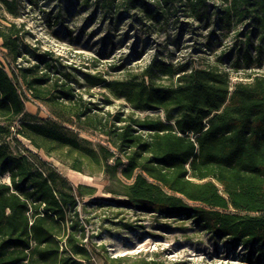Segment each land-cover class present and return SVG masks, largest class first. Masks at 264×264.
<instances>
[{
    "label": "trees",
    "instance_id": "1",
    "mask_svg": "<svg viewBox=\"0 0 264 264\" xmlns=\"http://www.w3.org/2000/svg\"><path fill=\"white\" fill-rule=\"evenodd\" d=\"M0 1L16 15L15 0ZM221 2L220 17L226 22L233 17L252 20L236 67L260 64L264 0ZM92 3L100 6L103 16L110 13L119 19L126 13L133 20L132 11H138L139 20L158 21L178 6L189 16L201 17L208 0ZM17 33L14 23L0 24L2 46L13 61L21 55ZM256 38L257 44L252 40ZM15 67L10 75L0 64V122L24 113L22 86L25 96L45 99L67 117L98 130L112 149L89 147L50 120L24 118L17 131L34 147L50 152L63 146L93 159L101 172L121 185L115 192L121 197L109 200L115 205L191 220L230 247H241L246 261L264 264V74H249L250 80L237 81L230 89L226 70L156 58L143 69L141 78L107 79L100 73L82 72L87 87L102 86L133 108L178 112L172 120H163L91 113L68 74L44 55L28 66ZM156 75L171 82H153ZM9 127L0 124V132H10ZM4 173L10 182L0 180V264L90 261L96 246L83 240L84 223L76 206L93 193V187H73L54 169L34 166L24 154H13L0 142V175ZM106 257L103 264L122 259Z\"/></svg>",
    "mask_w": 264,
    "mask_h": 264
},
{
    "label": "rangeland",
    "instance_id": "2",
    "mask_svg": "<svg viewBox=\"0 0 264 264\" xmlns=\"http://www.w3.org/2000/svg\"><path fill=\"white\" fill-rule=\"evenodd\" d=\"M92 2L15 0L16 15H12L0 1V24H15L21 52L13 61L0 38V64L11 75L15 66H28L44 55L68 74L75 93L82 96L91 113L111 118L117 113L163 120H172L178 112L133 108L102 86L87 87L82 72L100 73L107 79L141 78L143 69L156 58L174 64L187 62L192 67L226 70L230 89L237 81L250 80L249 74H264V56L260 64L236 67L235 60L246 45L245 37L252 20L237 21L233 17L228 23L221 19V0H208L201 17L189 16L184 7L178 6L176 11L168 10L158 21L139 20L138 11H132L133 20L126 13L119 19L110 13L103 16L100 6ZM252 40L257 44L259 39ZM250 50L253 54L251 46ZM151 80L162 84L171 82L164 75L153 76ZM19 89L25 98L24 113L10 122H0L10 126V132H0V142H4L11 153L24 154L34 166L42 168L43 164L54 169L73 187L83 184L94 189L76 206L80 222L84 223L83 240L96 246L91 260L82 264H103L106 256L122 258L117 263L107 264H143L145 261L151 264H254L244 259L241 247H230L224 239L191 220L115 205L109 200L121 197L115 193L121 185L101 172L93 159H86L63 146H55L50 152L34 147L17 131L24 118L37 122L50 120L58 129L89 147L98 149L103 145L112 149L107 137L98 130L67 117L45 99L25 96L22 86ZM0 180L9 183V174L0 175Z\"/></svg>",
    "mask_w": 264,
    "mask_h": 264
}]
</instances>
